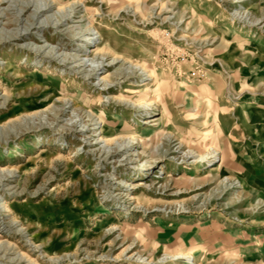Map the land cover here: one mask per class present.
I'll return each mask as SVG.
<instances>
[{
    "label": "rangeland",
    "instance_id": "rangeland-1",
    "mask_svg": "<svg viewBox=\"0 0 264 264\" xmlns=\"http://www.w3.org/2000/svg\"><path fill=\"white\" fill-rule=\"evenodd\" d=\"M54 1L0 0V262L264 264V0Z\"/></svg>",
    "mask_w": 264,
    "mask_h": 264
},
{
    "label": "bare ground",
    "instance_id": "bare-ground-1",
    "mask_svg": "<svg viewBox=\"0 0 264 264\" xmlns=\"http://www.w3.org/2000/svg\"><path fill=\"white\" fill-rule=\"evenodd\" d=\"M74 3H76V2H74ZM54 4H56V2L54 1V0H50V4H45L44 5V8L43 9H41L40 8V11L41 12H45L46 10H50L52 7H53V5ZM47 20V24H48V18L46 19ZM47 27V26H46ZM40 28V27H39ZM42 28V27H41ZM96 33H98V31L96 32ZM91 35V34H90ZM86 40H90V38H86ZM87 44H88V42H86ZM41 49L43 48V47H40ZM112 64V63H111ZM111 64H109V65H111ZM138 66V65H137ZM138 68H140V66L138 67ZM140 69H142V72H143V74H141V75H146L147 76V78L148 79H150V80H152L153 78H154V76L151 74V73H149L144 67H142L141 66V68ZM102 80H104V78H102ZM139 108H141V109H149V108H152V107H156V103H155V101H153V100H150L149 102L148 101H146V102H143V103H140V104H138L137 105ZM11 120H13V118L11 119ZM155 120H157V119H154L153 121H155ZM159 120V119H158ZM99 123H102V121L100 120L99 121ZM137 139H136V137L134 136V138H132V141L129 143H125L126 145H125V147H130L131 145H133V144H135ZM111 140L110 139H107L106 138V136L104 135V129L102 128V129H100V131H99V136L96 138V144H99V143H105V144H107V143H109ZM113 141V140H112ZM138 141V140H137ZM123 146V145H122ZM217 152V151H216ZM209 153V154H207V155H200V157H199V159H201V160H207V158H208V156H210L211 154H212V156H211V158L212 157H214V155L215 154H217V153ZM189 154L191 155V156H193L194 155V153L193 152H189ZM212 160H207V162H211ZM185 255H183V253L182 254H179V255H177V257H184ZM7 262H0V264H6ZM28 263L29 264H39V263H37V262H35L34 260H32V259H28Z\"/></svg>",
    "mask_w": 264,
    "mask_h": 264
}]
</instances>
